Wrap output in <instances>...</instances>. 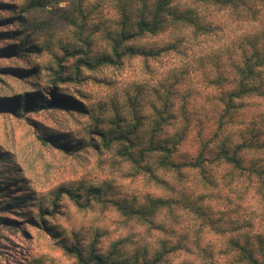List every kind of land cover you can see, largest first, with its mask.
Here are the masks:
<instances>
[{"label":"rangeland","instance_id":"obj_1","mask_svg":"<svg viewBox=\"0 0 264 264\" xmlns=\"http://www.w3.org/2000/svg\"><path fill=\"white\" fill-rule=\"evenodd\" d=\"M141 4L0 0V264H81L69 248L116 242L122 258L165 248L158 264H248L244 245L264 264V177L211 161L264 110L247 95L218 127L232 15L176 0L195 23L136 35L122 15ZM165 139L175 163L203 150L206 171L162 167Z\"/></svg>","mask_w":264,"mask_h":264},{"label":"trees","instance_id":"obj_2","mask_svg":"<svg viewBox=\"0 0 264 264\" xmlns=\"http://www.w3.org/2000/svg\"><path fill=\"white\" fill-rule=\"evenodd\" d=\"M176 0H153L152 6H149L147 0H140L141 8L132 9L134 18L122 15V24L127 26V21L132 22L135 34L156 33L164 24V16L167 14L171 24L174 26L181 20H187L195 23V14L187 8L180 10L176 8ZM202 3L211 4L219 9H225L227 13L232 15L235 23V39L233 44L224 48V53L230 57L225 62L227 73L232 75L233 89L226 93L223 98L224 108L220 115L218 127L222 129V133L228 130L227 124H231L233 120L232 110L237 108V99L245 96L255 95L264 98V0H197ZM125 13V11H124ZM233 24V23H232ZM197 28H200L196 22ZM231 82V81H230ZM226 96V100H225ZM64 104H68L64 101ZM257 113V112H256ZM258 118L246 124H238V138L230 141L224 138L220 146V154L214 156L213 162H222L231 166L241 174L255 175L264 177V110L255 115ZM224 117L228 120L225 121ZM227 129V130H226ZM230 129H233V124ZM219 135V134H218ZM228 136V135H227ZM169 140L165 139V143L160 141L157 145L159 151L165 152L164 159L160 160V165L168 169L179 170L189 168L191 170L198 169L202 172L206 171L209 164L208 158L203 150H200L192 161L172 162L169 156ZM176 142L171 147L174 148ZM209 149L207 146L203 148ZM250 156L251 159H247ZM263 180V179H262ZM136 211L137 210H133ZM141 214V213H140ZM141 216L145 222L148 220L146 216ZM143 217V218H142ZM117 242L112 245L106 255L89 254L83 256L78 248H69L76 254L77 260L81 264H158L164 258L165 248L155 253L148 254L145 250L142 252H133L130 257L122 258V249L117 247ZM239 250L248 264H259L253 251L246 250L244 245H239ZM241 255V254H240Z\"/></svg>","mask_w":264,"mask_h":264}]
</instances>
